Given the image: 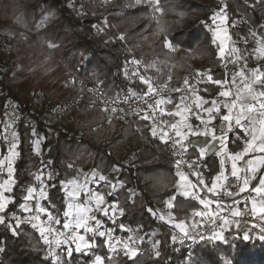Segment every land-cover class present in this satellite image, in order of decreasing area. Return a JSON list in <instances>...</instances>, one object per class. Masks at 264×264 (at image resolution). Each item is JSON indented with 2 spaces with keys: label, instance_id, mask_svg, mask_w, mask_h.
<instances>
[{
  "label": "trees",
  "instance_id": "obj_1",
  "mask_svg": "<svg viewBox=\"0 0 264 264\" xmlns=\"http://www.w3.org/2000/svg\"><path fill=\"white\" fill-rule=\"evenodd\" d=\"M64 1L77 12L83 11L84 27L80 28L79 21L62 0H0V65L3 62L6 67V73H0V97L7 89V97L16 102L22 114L13 128L18 137V155L10 192L13 201L4 213L5 223L0 224V264H55L42 247L40 231L27 224L17 227L8 215L23 211L21 205L27 202L24 197L28 189L38 185L37 176L52 170L55 178L48 182L49 189L43 198L52 215L60 220L59 229L64 231V183L67 175L73 173L70 165L102 175L119 170V182L130 185L134 193L124 185L111 192L108 202L117 203L123 215L113 224L110 218L102 223L116 230L123 224H139L146 234L144 245L158 241L160 255L155 259L147 254L131 259L110 252L103 239L95 238V247L83 252L74 251L75 244L62 245L59 249L62 264H93L97 256L104 259V264H264V240L259 238L262 235L253 240L244 239L245 233L237 230L225 232L223 241L200 243L193 256L182 252L174 254L171 262L167 261L173 249L171 227L151 210L162 208L175 197L173 214L182 221L193 216L198 204L176 195L177 177L167 159V147L149 131H144L148 142L134 147L130 142L137 132L133 124L122 125L117 121L107 124L102 111L86 105L69 114L71 122L67 126L49 127L27 119V115L34 117V105L42 103L49 109L75 98L79 80L97 77L108 93H114L122 63L132 58L140 61L143 73L155 78L159 85L180 86L183 76L188 74L190 82L200 83L202 93L217 96L222 86L215 81H225L227 72L207 23L223 3L158 0L156 7L160 11L154 12L153 6L136 0ZM225 3L234 41L249 39L244 44L247 50L256 48L251 27L260 34L264 32V0ZM48 15L56 16L59 21L47 30L38 29ZM243 17L247 22L242 21ZM103 20L106 27L101 25ZM165 39L175 50L165 46ZM49 42L57 47L50 48ZM177 49L201 56V68L197 71L184 56L177 55ZM82 55L88 58L82 61ZM247 60L248 65L256 64L264 71V58L254 61L249 54ZM209 76L212 82L208 81ZM34 95L41 96L40 102L33 103ZM6 123L7 116L0 111V159L8 150L3 133ZM140 125L144 128L143 122ZM33 132L53 134L54 155L49 163L35 152ZM240 140L228 141L229 152L236 153L242 148ZM190 155L193 157L195 152ZM220 160L215 154L202 159L210 168L209 182L220 171ZM68 248L73 249L71 256L66 254Z\"/></svg>",
  "mask_w": 264,
  "mask_h": 264
},
{
  "label": "built area",
  "instance_id": "obj_2",
  "mask_svg": "<svg viewBox=\"0 0 264 264\" xmlns=\"http://www.w3.org/2000/svg\"><path fill=\"white\" fill-rule=\"evenodd\" d=\"M66 6L68 7L69 12L81 21L83 11L77 12L70 5ZM133 61L137 60L130 59L121 65L119 72V85L114 93H108L104 88L103 83L97 77H93L89 80H79L77 83L78 91L75 98L68 99L62 104L49 109H46L42 103H39L34 106V117L27 115V119L31 120V122L41 123L49 127L66 125L69 122V114H71L73 110L86 105L89 108H97L102 111L111 121L133 124L143 137L144 141L148 142L140 122L145 123L147 128L151 131L155 124L157 134L163 135L164 132L168 133V137H165L163 142L167 147V159L173 166L174 174L179 176L177 173L181 172L187 176L188 180L191 182L193 186V195H190L189 198L198 204L197 212L203 213L210 211L212 213L211 217L198 216L200 218L198 222L187 221L189 235L195 236L196 239L185 238L183 241L180 239L173 240V249L167 259L168 262H171L174 254L177 253L184 252L188 256L192 255L194 249L200 243L206 240H216L213 238L216 232H222L224 234L230 230L240 229L243 232H255L263 235L264 232L261 231V228L264 227V217L257 213L253 214L252 212V199L255 198L257 204L264 199V196H257L255 192L252 191V189L257 186L258 179L252 180L249 188L244 192H240L239 188L242 187V181H237L236 178L229 176L228 179L222 183V187L209 191L208 174L210 173V168L190 155L186 146L181 142L180 136H176V129L170 127V125L173 124V121L169 117V113L172 111L174 104L178 103L182 107L192 111L199 110V107H197V96L201 90L200 83L197 81L190 82V75L186 74L182 78V85L177 86L166 84L165 87V85H159L155 78L145 75L142 71L141 64L133 63ZM2 71L4 70L1 67L0 72ZM134 73L136 74L134 75ZM140 76L150 78L151 83L157 89V92L150 96H146L147 85L140 80ZM185 80L188 82L187 85L185 84ZM176 89H179L180 91H176ZM5 92H7V89H5ZM160 99L171 102L161 104L157 107L155 101ZM149 104L153 106L151 109L148 107ZM113 109H116V111L114 112ZM0 111L7 116V123L3 129L4 142L8 148H11L12 144L15 143L13 138V128L22 114L20 113L16 102L9 99L6 93L0 97ZM227 133L229 137H234V132H227L226 125L223 121L215 123V135L217 137L225 136ZM176 141H180L181 143L178 144ZM181 144H183V148L181 147ZM248 159L249 158L245 157L241 160L239 166L245 168ZM177 160L182 161L179 168L177 167ZM189 165H191V167ZM70 169H72L75 176L80 181L86 179V174L81 167L71 165ZM193 173H198L199 175H194ZM241 175H244V173H241ZM53 178H55V175L52 170H49L46 179L41 181L34 188L35 191L33 192V197L29 200L31 211L11 212L8 215V218L16 223L14 217H18L20 220L19 224L32 226L35 223L37 224V227L35 228L38 231L39 227L47 228L49 226L56 230L63 231L59 229L58 224H56L55 221L48 220V214L51 213V211L41 195V191L43 192V195L48 192V182ZM201 178L204 180V184L199 183ZM99 185L105 190H110L111 188L108 180L100 182ZM95 190L96 187L94 186L92 191ZM196 196H199L200 199L210 200L212 203L205 208L204 205L200 204L199 199H197ZM217 203H221L222 207L226 209L225 211L220 212L219 216H225L232 222L227 228L221 227L223 222L219 219V216L216 215ZM38 205L44 207L46 211L38 213ZM229 206L230 210H228ZM232 210H238L240 215L232 216ZM37 215L39 216L38 221L31 219ZM213 220H215V223H213ZM193 223L197 225L195 229L191 227ZM107 230H111V241L106 242L108 241L107 236L100 237L97 235L95 238L103 239L108 250L112 253L129 256V254H126L127 250L123 247V243H117V241L128 242L131 248L137 250V255L147 254L150 258L155 259L157 257L156 251H159L160 253L159 244L155 249L153 248V245L156 242H151L147 246L144 245L146 234L143 232L139 224H123V228L120 227L118 230H116L115 227H105V224H103L102 227L100 225L99 231ZM170 233L172 237L173 235H176L177 237L183 235L176 227H171ZM201 236H203L204 239H201ZM49 239H52V237L49 236ZM109 243L114 245V248L109 247ZM42 247L47 253H49V245L44 239H42ZM57 252H59V249H57ZM48 256L51 257L49 254Z\"/></svg>",
  "mask_w": 264,
  "mask_h": 264
},
{
  "label": "snow or ice",
  "instance_id": "obj_3",
  "mask_svg": "<svg viewBox=\"0 0 264 264\" xmlns=\"http://www.w3.org/2000/svg\"><path fill=\"white\" fill-rule=\"evenodd\" d=\"M137 3L141 2H147L150 6L154 7L155 11H160L159 7H156L158 4V0H136ZM219 17V14L217 13L216 16L213 18V23H215V18ZM153 18L155 16L153 15ZM163 30V29H162ZM213 42L215 43V40L217 38H220L218 36V33L216 30H213ZM121 39L124 37L121 36ZM257 43L260 45V47L257 49V51L264 53V42H261L260 39L257 40ZM221 44L223 45V39L221 40ZM165 46L168 47L170 50H175L173 45L165 39ZM221 53L224 52L223 46L220 49ZM233 52L238 51L237 49H233ZM133 63L139 64V61H133ZM136 73H134L135 75ZM241 77H245V74L243 71H241L239 74ZM252 77L254 78L251 83L245 84L244 91L247 93L246 96H242L239 93L236 96V99L231 101L230 103H225L224 107L228 109L229 114L222 115V121L228 122V132L232 133L235 128V133L240 139H244L245 141V147L240 152H236L229 156V159L232 160V166H231V173L230 175L234 178H236L237 181H242V187L239 188L240 192H244L249 188L250 182L252 180L258 179V185L252 189L253 192L257 196H264V174H261L259 177H257V173H260L261 168H264V155L253 157L252 159H248L246 161V167L241 168L238 167L237 162L241 161L246 157L249 153L257 152V153H264V100H261V98H264V91H256L253 85L260 84L261 86H264V71H261L259 68L252 70ZM140 80L147 85V92L145 93L146 96H150L153 93L157 92V89L153 86L151 83L150 78H145L144 76L139 77ZM209 80H211V77H208ZM235 79V78H234ZM187 80H185V84L187 85ZM215 83L220 84L221 81H215ZM166 87V85H165ZM176 91H180L179 89H176ZM221 96L228 97L229 92L224 91L220 93ZM250 99L252 101H255L256 104L259 105L260 111L253 115L254 112H256V104L253 103H240L238 105V101ZM183 101V98H182ZM197 101H200L201 103H207V101H203L202 98L197 96ZM171 101H167L164 99L156 100L155 104L157 107H159L161 104L170 103ZM200 103L197 104V107H200ZM148 107L151 109L153 106L151 104L148 105ZM177 108H179V105H177ZM238 110L235 112V115L233 116V109ZM187 110V109H186ZM219 112L220 109L217 106L216 101L212 102V107L207 108L206 111L211 114L213 111ZM115 112L116 109H113ZM171 114V113H169ZM181 113L177 111L175 115H180ZM148 118V117H145ZM199 118V117H198ZM171 128L176 129V136H181V132L178 130L177 125L175 123L170 125ZM223 131V128H222ZM152 134H157V129L154 124L152 128ZM13 135H15L13 133ZM165 137H168V133L164 132L161 139H165ZM250 137V139H248ZM215 139V137H214ZM176 143H181L180 141H176ZM223 138H221V151H223ZM16 145L15 143L12 144V149H10L12 156L17 155L13 150L15 149ZM181 147L183 148V144H181ZM204 149H201V155H203ZM3 161H0V164H3ZM177 167L179 168V165L182 163L181 160H177ZM223 165V161L221 162ZM191 167V165H189ZM12 172L13 168L11 166V160H9L8 163V173L9 177L7 180L3 182V184H0V213H5V210L9 207V205L12 203V198L7 197L4 195L5 192H11L12 187L11 184L14 182L12 180ZM241 173H244V175H241ZM194 175H199L198 173H193ZM95 176L96 174L93 173ZM177 175L180 176V179L182 181L188 182L187 176H185L183 173L178 172ZM100 180H106V177L103 175H99ZM228 179V176L224 174L223 168L221 169V172L214 178L212 187L209 188V191H213L217 187H222L223 185H218L216 181H226ZM200 184H204V180L201 178L199 181ZM74 190L69 193V196L71 197H79L80 196V190L83 189L85 194L87 195V203L81 204V203H69L67 205L68 210L63 213L64 217L66 218L65 222L63 223V229L64 231H59L51 226L45 228V227H39V231L41 234V238L44 239V241L49 245V255L53 258L55 261V264H62V258L59 252H57V249H60L62 245L65 244H75L74 251L76 252H83L85 250H91L93 247H95L94 239L98 235L100 237L107 236L108 241H111L112 239V233L111 230L107 231H99V227L101 225V221L96 218L95 215H89L93 211L92 204L95 203L96 210L102 211L105 216L108 215V209H101L100 205L104 203V197L102 194L99 193H93L89 190H87L86 184H79L75 183ZM35 189H28V194L24 197L25 201H28L32 199L33 192ZM41 195L43 196V192L41 191ZM184 195L189 196L193 195V193L185 191ZM197 199H199L200 204L204 205L205 208L208 207L212 201L207 199H200L199 196H196ZM22 208H24L25 211H31V209L28 208L27 204L21 205ZM168 207H172L171 201L168 202ZM226 209L222 207L221 203H217V212L216 215L219 216V213L222 211H225ZM230 210V206L229 209ZM46 209L42 206H37V212L43 213ZM113 213L116 211V207L113 206L112 208ZM120 214L123 215V209H120ZM264 212V199H262L259 203V206L257 205V201L255 198L252 199V212L255 214L256 212ZM196 216H208L211 217L212 213L210 211L208 212H196L194 213ZM232 216H239L240 212L238 210H232L231 211ZM16 219V226H19L20 220L18 217H14ZM32 220H39V216H35L31 218ZM219 219L223 222L221 227L227 228L231 221L225 216H219ZM48 220L49 221H55L56 224L60 223L59 219H56L51 213L48 214ZM90 221H95V228L91 226L89 223ZM5 223V215H0V224ZM213 223H215V220H213ZM34 228L37 227V224L32 225ZM123 228V225L120 226ZM176 228L180 230V232L183 234L180 237H177L176 235H173L172 239L175 241L177 239H180L183 241L185 238H191L196 239L195 236L189 235V230L184 222L177 223L175 225ZM193 229L197 227L195 223L191 226ZM83 229L86 233H92L93 236L90 238H86L84 235L80 234V230ZM261 231L264 232V227L261 228ZM49 236L52 237V239H49ZM201 239H204L203 236L200 237ZM214 239L217 240H224V236L222 232H216ZM248 233L245 232L244 239H248ZM260 239L264 240V235L259 237ZM131 239V238H130ZM117 243H123V247L127 250L126 254H129L130 257H134L137 254V250L133 249L129 246L128 242H121L117 241ZM134 243V241H133ZM159 242L157 241L153 248L155 249L158 246ZM54 245V247H53ZM109 247H113L111 243H109ZM66 254L68 256L72 255L73 249L68 248L65 250ZM156 255L159 256V251H156ZM95 264H103V260L101 257L97 256L95 260Z\"/></svg>",
  "mask_w": 264,
  "mask_h": 264
},
{
  "label": "rangeland",
  "instance_id": "obj_4",
  "mask_svg": "<svg viewBox=\"0 0 264 264\" xmlns=\"http://www.w3.org/2000/svg\"><path fill=\"white\" fill-rule=\"evenodd\" d=\"M62 1L65 4V1L64 0H62ZM226 1L227 0H220V2L223 3V5H222V7L218 8L216 10L215 14L212 16L211 22L207 23V28H208V30L211 31V35H212L213 39H214L213 30H216L217 33H218V36L220 37V38H217L215 40V44H217V46L219 48L218 56L222 59V64H223V66H224V68L226 69V72H227V79L220 83V85L222 86V91L221 92L227 91V92H229V96L228 97L221 96L220 95L221 92H220L217 96L210 97L208 95L202 94V92L201 93L199 92L198 96L200 98H202L203 101H207V103H201L200 101H198V103H200V105H201L199 110L198 111H192L190 109H187L190 112H188L187 115H186L187 119L188 120L190 119L192 121V124H193V126L195 128L199 129L201 127H204V128H207V130H209L211 132H213L214 129H215V123L218 122V121H222V115L229 114L228 113V109L226 107H224L225 103H230L231 101L235 100L238 93L240 95H242V96H246L247 95V93L244 91L245 84L251 83V81L254 79L252 77V70L259 68L256 64L248 65L247 56L249 54H251L253 59H254V61H259L262 58H264V53H261V52L257 51V49L260 47V45L257 43V40L260 39L261 42H264V39H263L264 38V32L262 34H260V33L257 32V30L255 28L251 27V29H252V31L254 33L253 34L254 35V42L256 43V48H254L252 50H247V48L244 45V44L250 42L249 39L246 40L244 38H240L238 42L234 41V39H233V37H232V35L230 33V29H229L228 16H227V10H226V3H225ZM248 1H251V0H248ZM68 12H69V9H68ZM217 13L219 14V17H216L215 18V23H213V18L216 16ZM76 19L78 20L79 18H76ZM58 21H59V19L56 16L48 15V18L44 22L39 24L38 29L47 30L49 26H52V25L56 24ZM78 21H79L78 23L80 25V28L84 27V18H83V16L81 18V21L80 20H78ZM242 21L247 22V18L243 17ZM101 25L106 27L107 26L106 20L101 21ZM222 39H223V45L221 44V40ZM48 45H49L50 48L57 47V44L53 43V42H49ZM222 46L224 48V52L223 53H221V51H220ZM233 49H237L238 51L233 52L232 51ZM176 53H177V55L184 56L188 60V62L191 63V65H193L195 67V69L197 71L201 68V66H202V57L201 56L196 55L192 51H185V50H181V49H177ZM87 58H88L87 55H82V61L87 59ZM139 63H140V61H139ZM1 67L3 68L4 71H2L0 73L1 74H5L6 73V67H5L3 62L0 65V68ZM18 69H19V67L17 68V70ZM241 71L244 72L246 78L241 77V76L238 75ZM71 84L72 83H69V86ZM253 87L255 88L256 91H263L262 86L260 84H255V85H253ZM5 93L8 94V92H5V90H4L3 94H5ZM33 99H34L33 103H38L41 100V96L40 95H34ZM261 100H264V98H261ZM213 101H216L217 106L219 107L220 111L216 112L214 110L213 113L209 114L206 111V109L212 107V102ZM237 103H238V105L240 103H253V104H256L255 101H252L250 99L240 100ZM237 110H238V108L237 109H233V113H232L233 116L235 115V112ZM259 111H260L259 105L256 104V112H254L253 115H256ZM85 116L86 115H83V117H85ZM105 118H106V123L107 124L109 122H111V120H109L107 117H105ZM70 120L71 119L69 118V122L66 124V126L68 124H70V122H71ZM224 123L226 125V130L228 132V122H224ZM33 125L36 126L35 124H33ZM122 125H126V124H122ZM233 132L236 135L235 128H234ZM74 133L75 134L77 133L76 135L80 134L78 131H75ZM14 134L15 135H13V138H14L16 147H15V149L13 151L15 153H17V155H18V149H17L18 137H17L16 133H14ZM33 134H34V149H35V152L37 154H39V155H42L44 157V159L49 163L52 160V157L54 155V151L51 149V146H52L53 141H54L53 134H50L49 136H45L43 133H36V132H33ZM134 135H135V133H134ZM158 135H159L160 138L163 136L162 134H158ZM221 138H223V141H224V143H223V151H221V148H222ZM238 139L240 140V138H238ZM248 139H250V137H248ZM216 140L220 141L219 143L216 142L215 146H217V150L216 151L220 155L221 161H223V165L222 166L224 167L225 166V162H228V161H229V163L232 164V160L229 159V156L234 154V153L229 152L228 148L225 147L226 146V142H228L230 140V137H229L228 133L225 136L219 137ZM162 141H163V139H162ZM240 142L242 144V148L240 150H238L237 152L242 151V149L246 146L244 139L240 140ZM10 149H12V147L8 148L7 154L2 159H0V161L4 162L3 164H0V184H3V182L5 180H7L8 177H9V173H8L9 160H11V166H12L13 172H14V162H15V160L17 158V155L12 156ZM260 155H264V153L252 152V153H249L246 156V158L252 159L253 157L260 156ZM240 162L241 161H238L237 165H239ZM70 167H71V165H70ZM225 168H226V166H225ZM82 169H83L84 172H86L88 174V176H87L88 179L91 177V173H95V174L99 173L97 171H89L86 168H82ZM223 170H224V168H223ZM13 172H12V180L14 181ZM46 174L47 173H43V174H39L37 176L38 184L41 181H44L46 179ZM261 174H264V168H261V171H260L258 177ZM99 175H102V174L100 173ZM118 175H119V170H117V171H115L113 173H110L108 175H103L106 178H108V181L110 182V187H111L110 190H105L101 186H99V184H96V191L95 192H97L99 194L105 193V194H102L103 197H104V203H102L100 205V208L101 209H108L109 211H108V215L107 216H109L111 219L118 218V216L120 214V211H119L120 207L117 205V203L111 204L109 206L110 203L107 200V197L109 196V194L111 192H114L115 190H117V188L122 187L123 185H124V187L126 189H128V191H130L131 193H134V190H133V188L130 187V185L122 184L121 182H119ZM94 178L95 177H93V179ZM74 182L75 183H79L73 177H69V179H67L66 182L64 183V191H65V195H66L65 196V198H66L65 211L68 210L67 205L69 203H73V204H76V203H81V204L87 203V202L82 201V195L84 193L83 189L80 190L81 194H80L79 197H71V196H69V193L74 190V187H75ZM12 184H11V187H12ZM79 184H81V183H79ZM4 195L7 196V197H11L10 192H5ZM12 201H13V199H12ZM169 201H171V203H172V199L167 200L165 202V205L162 208H157L156 210H151V213L153 215L158 216L159 218H161V220L163 222H165L166 224H168L170 227H175V225L177 223H180L181 221L177 218V215L172 214V211L170 210L171 208L168 207V202ZM257 205L259 206V203ZM113 206L116 207L115 213H113V211H112ZM92 208H93V211L91 213H89L90 216L91 215H95L97 219L101 218V217L107 218V216L102 215V214H104L102 211H97L96 210V206H95L94 202L92 204ZM166 210H168V211H166ZM197 210H198V208H197ZM197 210H195L194 213H196ZM256 213L264 217V212H259L258 211ZM0 215H4V213H0ZM171 218H176V219L174 220V219H171ZM191 218H190V220H188V219H184V220L190 221V222H193V221L198 222L200 220V218L198 216L194 215V214H193V216ZM89 223L91 224V226L95 227V221H90ZM184 223L187 226V223L186 222H184ZM237 231H241V230L238 229ZM241 232H243V231H241ZM243 233H245V232H243ZM81 234H84L86 236V238H90V237L93 236L92 233H86V232H84L83 229H81ZM259 235H262V234L255 233V232L248 233V236L252 240L254 238L258 237ZM223 236H224V234H223ZM217 241H223V240H217ZM137 256H138L137 254L134 257H130V255H129V258L134 259ZM93 264H95V261H94ZM103 264H104V261H103Z\"/></svg>",
  "mask_w": 264,
  "mask_h": 264
},
{
  "label": "crops",
  "instance_id": "obj_5",
  "mask_svg": "<svg viewBox=\"0 0 264 264\" xmlns=\"http://www.w3.org/2000/svg\"><path fill=\"white\" fill-rule=\"evenodd\" d=\"M208 81L212 82V80H209V79H208ZM200 93H201V90H200ZM202 94H204V93H202ZM204 95H207V94H204ZM177 105H179V104L177 103V104H174L173 105L172 111L170 112L171 114H169V117L171 118V120L173 121V123H175L177 125L178 130L181 132V136H180L181 142L186 146V148L188 149V151L189 152H195V155H193V157L196 158L197 160L201 161V162H202V159L203 158H205L206 156H209L211 154H215V155H217V156L220 157V155L216 151L217 150V146H215L216 145V142L217 143L220 142V141L216 140L219 137H217L215 135V129H214L213 132H211V131L207 130V128H204V127H201L199 129L195 128L193 126V124H192V121L190 119L188 120L187 119V116H186L187 113L190 112V111L189 110H186V108L182 107L181 105H179V108H177ZM177 111H179L181 114L180 115H175V113ZM105 117H106V115H105ZM146 130L149 131L152 134V131L149 130L147 128L146 124L144 123L143 131H146ZM153 136L154 137H157L159 140L162 141V139L159 137L158 134L153 135ZM214 137H215V139H214ZM230 139L232 141H238L239 140L238 139V136L235 135V134H234V137L230 136ZM143 141H144V139H143V137L141 136V134L138 131L135 133V135H133L130 138V142H131V144L134 147H138L139 145L142 144ZM225 147L228 148V142H226V146ZM201 149H204L203 155H201ZM220 159H221V157H220ZM221 162L222 161L220 160V163ZM231 165L232 164L229 163V161L228 162H225L226 168H225V166L223 167L222 164H221V169L224 168V170H223L224 171V174L226 176H228V177L231 176L230 175V173H231ZM238 167H240V166L238 165ZM221 169H220V171L218 173H216L214 175V177L211 180V182L208 181V186L210 188L212 187V183H213L214 178L221 172ZM85 174H86V179L84 181H80L75 176V173L74 172L72 174H68L67 175V179H69V177H73L79 183L86 184L87 185V190H89V191H91L93 193H97V192H95L96 190L95 191H92V188H94V186L96 187V184H100V182L105 181V180H100L99 179V174L100 173H96L95 176L93 175V173H91V177L89 179L87 177L88 174L86 172H85ZM258 175H259V173L257 174V177H258ZM93 177H95V178L93 179ZM176 177H177V180H176V182L174 184V188L176 189V195H179V196H181V197H183L185 199H189L190 195L189 196H186V195H184V193H185V191L190 192V193L193 192V186H192L191 182L188 180V182H190V185H189V183H186L185 181H182L180 179V176H176ZM106 180H108V178H106ZM223 182L224 181H216V183L218 185H221ZM84 193L82 195V201L87 202V199L88 198H87V195L84 194ZM102 194H105V193H102ZM171 199H172V207H171L170 210L172 211V214H173V209L172 208H174L173 203L175 201V197H172ZM26 204H27L28 208L30 209V201L29 200L26 202ZM111 204H115V203H110L109 206ZM22 210L25 211L24 208H22ZM166 211H168V210H166ZM102 215H104V214H102ZM120 215L121 214H119V216ZM107 218L109 219L110 217L107 216ZM98 219L101 221V227H102L103 224H105V223H102V221L105 220L106 218L105 217L104 218L101 217V218H98ZM115 219L116 218H113V219L110 218V222L113 223V221ZM171 219H174L175 220L176 218H171ZM181 222H186L187 223L186 220H182ZM102 260L104 261L103 258H102Z\"/></svg>",
  "mask_w": 264,
  "mask_h": 264
}]
</instances>
